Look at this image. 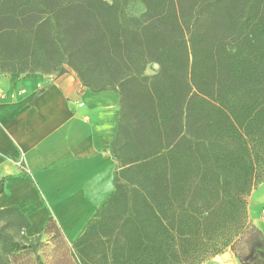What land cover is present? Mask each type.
Listing matches in <instances>:
<instances>
[{"label": "trees", "instance_id": "obj_1", "mask_svg": "<svg viewBox=\"0 0 264 264\" xmlns=\"http://www.w3.org/2000/svg\"><path fill=\"white\" fill-rule=\"evenodd\" d=\"M129 1L0 0V73L67 66L91 90L121 95L114 153L132 164L129 208L104 242L92 238L121 194L115 183L72 245L79 264H200L226 247L264 264L247 216L264 180V0H139L138 16ZM150 62L159 69L146 75ZM55 227L50 217L45 233ZM21 247L1 226L0 252Z\"/></svg>", "mask_w": 264, "mask_h": 264}, {"label": "crops", "instance_id": "obj_2", "mask_svg": "<svg viewBox=\"0 0 264 264\" xmlns=\"http://www.w3.org/2000/svg\"><path fill=\"white\" fill-rule=\"evenodd\" d=\"M158 69L150 62L144 73ZM120 118V92L93 91L74 72L0 73V209L22 215L26 237L44 235L50 217L68 246L84 234L115 191ZM247 216L264 235V180L247 196Z\"/></svg>", "mask_w": 264, "mask_h": 264}, {"label": "rangeland", "instance_id": "obj_3", "mask_svg": "<svg viewBox=\"0 0 264 264\" xmlns=\"http://www.w3.org/2000/svg\"><path fill=\"white\" fill-rule=\"evenodd\" d=\"M125 10L128 15L138 16L144 10V6L139 0H130L126 4ZM71 72L75 73L71 68L64 66L58 71H37L34 75H47L49 78L55 79ZM114 150L120 151L115 142L112 143L110 152L116 160L115 183L122 185L121 194L106 209L104 213L105 220L99 224L93 225L91 228L90 233L92 238H95L99 243L105 241L109 230L112 228L111 226L116 225L119 219L123 217L130 203L129 196L131 195L132 185L127 179V174L132 164H127L125 155H115ZM126 169H128V171ZM1 226L4 227L6 231L10 232L21 243L22 247L14 254L6 255L0 252V264H79V259L75 256L74 249L67 245L62 233L56 227L48 234L45 233L36 238H28L24 234L25 221L15 209L8 213L0 214V227ZM99 245L100 244L95 245V248L99 249ZM234 249L235 251L246 252L247 246L245 241L243 240L237 243ZM91 251H93V249H91ZM221 253L236 257L234 250H231L230 247H226L216 255ZM216 255L200 264H219L218 260L214 261L213 259ZM220 263L222 264V262Z\"/></svg>", "mask_w": 264, "mask_h": 264}, {"label": "built area", "instance_id": "obj_4", "mask_svg": "<svg viewBox=\"0 0 264 264\" xmlns=\"http://www.w3.org/2000/svg\"><path fill=\"white\" fill-rule=\"evenodd\" d=\"M224 264H243V263H241L235 256L229 254L228 257H225Z\"/></svg>", "mask_w": 264, "mask_h": 264}]
</instances>
